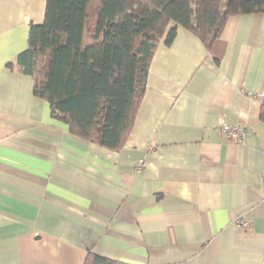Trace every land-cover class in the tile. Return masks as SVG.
Masks as SVG:
<instances>
[{"label":"crops","instance_id":"obj_1","mask_svg":"<svg viewBox=\"0 0 264 264\" xmlns=\"http://www.w3.org/2000/svg\"><path fill=\"white\" fill-rule=\"evenodd\" d=\"M45 11L46 0H0V264H84L88 251L264 264V12L230 16L211 48L184 27L162 41L113 150L54 118L18 69ZM222 122L244 138L220 133Z\"/></svg>","mask_w":264,"mask_h":264},{"label":"trees","instance_id":"obj_2","mask_svg":"<svg viewBox=\"0 0 264 264\" xmlns=\"http://www.w3.org/2000/svg\"><path fill=\"white\" fill-rule=\"evenodd\" d=\"M264 12V0H46L18 69L70 131L121 149L144 99L150 65L178 27L211 48L227 19ZM12 66V63H9ZM84 264H130L88 251Z\"/></svg>","mask_w":264,"mask_h":264},{"label":"built area","instance_id":"obj_3","mask_svg":"<svg viewBox=\"0 0 264 264\" xmlns=\"http://www.w3.org/2000/svg\"><path fill=\"white\" fill-rule=\"evenodd\" d=\"M217 130L231 139L242 140L245 135L244 127H242L240 124H237V123L229 124V123L222 122L217 127ZM145 164L146 163L142 160L141 166H144ZM236 223L238 224V226L243 228V227H246L249 222L246 219L239 217L236 220Z\"/></svg>","mask_w":264,"mask_h":264}]
</instances>
